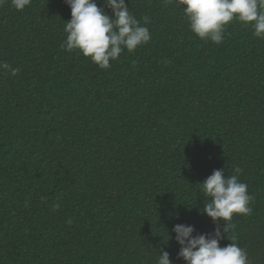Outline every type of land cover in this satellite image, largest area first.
Returning a JSON list of instances; mask_svg holds the SVG:
<instances>
[{
    "label": "trees",
    "instance_id": "obj_1",
    "mask_svg": "<svg viewBox=\"0 0 264 264\" xmlns=\"http://www.w3.org/2000/svg\"><path fill=\"white\" fill-rule=\"evenodd\" d=\"M125 2L151 40L107 70L62 48L65 0L0 6L19 69L0 73V264H184L173 227L213 235L199 183L236 168L252 212L220 246L264 264V40L233 21L216 45L175 3Z\"/></svg>",
    "mask_w": 264,
    "mask_h": 264
},
{
    "label": "clouds",
    "instance_id": "obj_2",
    "mask_svg": "<svg viewBox=\"0 0 264 264\" xmlns=\"http://www.w3.org/2000/svg\"><path fill=\"white\" fill-rule=\"evenodd\" d=\"M8 0H0L4 6ZM32 0H11L17 11L30 6ZM166 4L180 6L189 22L190 31L202 41L220 45L224 41L226 28L233 22H239L253 30V35L264 40V0H164ZM70 7L71 19L65 23L66 38L62 48L66 51H78L83 57L102 70L109 69L112 61L119 59L122 53H132L151 40L146 26L130 12L125 0H103V6L97 0H65ZM106 9L111 11V17ZM144 25L150 23V17H143ZM15 76L18 68H12L6 62H0V73ZM240 168L234 174L225 177L223 170H214L207 179L199 183L206 199L202 214H206L215 228L214 234L193 235L194 226L177 224L173 227L175 240L180 246L178 258L184 264H248V254L237 243L232 242L221 247L220 240L226 236L230 222L235 215H248L249 206L254 199L248 193L247 184L239 179ZM223 226V233L221 227ZM164 240L171 236L166 230ZM227 239H229L226 236ZM230 240V239H229ZM231 241V240H230ZM155 264H173L167 251H159Z\"/></svg>",
    "mask_w": 264,
    "mask_h": 264
}]
</instances>
